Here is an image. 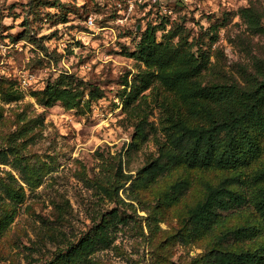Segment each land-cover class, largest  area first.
Returning a JSON list of instances; mask_svg holds the SVG:
<instances>
[{"label":"rangeland","instance_id":"1","mask_svg":"<svg viewBox=\"0 0 264 264\" xmlns=\"http://www.w3.org/2000/svg\"><path fill=\"white\" fill-rule=\"evenodd\" d=\"M251 1L0 0V157L8 158L0 168V264H50L104 219H114L112 245L83 264H189L203 252L204 242L185 245L177 235L201 194L199 181L215 180L217 172L180 165L171 179L128 189L159 156L165 108L179 106L159 81L128 104L131 86L140 87L148 70L130 55L141 39L137 31L148 20H164L157 43L165 44L173 27L194 37L224 24L212 53L224 54L226 66L246 62L264 44L244 33L237 15ZM65 77L104 97L89 103L87 91L74 109L63 100L42 104L48 86ZM138 105L156 130L131 147ZM261 170L264 151L244 176L251 180ZM129 176L133 181L116 194ZM179 178H188L191 189L165 206L159 188ZM247 219L261 226L264 243V222L253 205L233 220Z\"/></svg>","mask_w":264,"mask_h":264},{"label":"trees","instance_id":"2","mask_svg":"<svg viewBox=\"0 0 264 264\" xmlns=\"http://www.w3.org/2000/svg\"><path fill=\"white\" fill-rule=\"evenodd\" d=\"M237 15L250 39L264 38V0L251 1ZM157 17L163 15L157 13ZM163 21L148 20L144 30L137 31L142 33L141 39L130 56L143 62L148 70L143 72L140 87L131 86L128 104L135 103L159 81L178 98L179 106L165 108L161 121L165 141L158 143L159 156L140 171L128 189L171 179L180 165L214 170L217 179L199 181L201 194L188 205L184 226L177 235L185 245L204 242L203 252L189 264H264L261 226L249 219L243 223L233 220L253 205L264 222V170L257 171L251 180L244 176L264 151V44L251 50L246 62L226 66L224 54L217 51L214 55L211 51L224 24L212 25L194 37L183 27H173L163 44L156 41ZM87 91L89 103L104 97L99 88L85 89L72 77H65L48 86L42 104L52 106L63 100L67 108L74 109ZM140 106L132 113L141 120L136 125L137 143L134 141L131 147L139 144L138 140H148L156 130ZM0 163H8L6 155L0 157ZM124 178L116 194L133 181L131 176ZM189 189L188 178L164 182L159 188L162 203L178 204ZM113 221L104 219L50 264H83L94 253L109 249Z\"/></svg>","mask_w":264,"mask_h":264},{"label":"built area","instance_id":"3","mask_svg":"<svg viewBox=\"0 0 264 264\" xmlns=\"http://www.w3.org/2000/svg\"><path fill=\"white\" fill-rule=\"evenodd\" d=\"M143 0H140V2H142ZM161 0H153V3L155 4V5H157L159 2H160ZM146 6H150L149 4L148 5H145V7ZM89 24L90 25H93V21L92 20H90L89 21ZM1 166H4L3 164H0V168H1Z\"/></svg>","mask_w":264,"mask_h":264},{"label":"water","instance_id":"4","mask_svg":"<svg viewBox=\"0 0 264 264\" xmlns=\"http://www.w3.org/2000/svg\"><path fill=\"white\" fill-rule=\"evenodd\" d=\"M140 29V27H138Z\"/></svg>","mask_w":264,"mask_h":264}]
</instances>
